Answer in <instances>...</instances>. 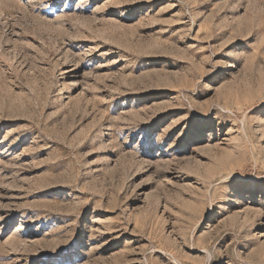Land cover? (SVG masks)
Wrapping results in <instances>:
<instances>
[{"label":"rangeland","instance_id":"rangeland-1","mask_svg":"<svg viewBox=\"0 0 264 264\" xmlns=\"http://www.w3.org/2000/svg\"><path fill=\"white\" fill-rule=\"evenodd\" d=\"M0 264H264V0H0Z\"/></svg>","mask_w":264,"mask_h":264}]
</instances>
